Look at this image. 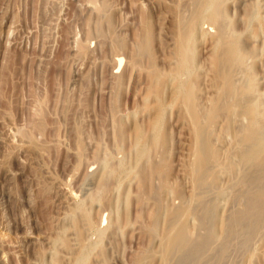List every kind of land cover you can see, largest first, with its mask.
<instances>
[{
	"label": "rangeland",
	"instance_id": "374dc122",
	"mask_svg": "<svg viewBox=\"0 0 264 264\" xmlns=\"http://www.w3.org/2000/svg\"><path fill=\"white\" fill-rule=\"evenodd\" d=\"M190 3L191 0H0V264H75L83 244L91 247L84 264H161L162 242L158 244L165 233L168 209L189 206L194 192L186 166L193 159V128L183 107L175 103L168 107L163 119L164 142L148 156L150 159L137 158L134 135L145 130L147 133L153 117V112L145 109L149 86L145 71L150 62L162 72L172 68L178 14L182 10L181 16L186 12L184 18H191L193 2ZM216 7L227 11L221 25L251 50L242 72L239 68L234 73L236 84L246 82L250 71L246 65L252 66V98L260 102L259 107L262 102L263 108L264 0H218ZM200 25L194 44L198 81L195 92L205 110L216 95L212 93L216 88L211 84L214 71L209 62L211 36L217 25L207 20ZM201 30L207 32V37L200 35ZM147 34L151 51L138 52ZM117 55L126 58L120 68H116ZM133 58L139 64L134 65ZM172 89L171 85L166 87V97ZM221 118L213 122L210 130L215 146L224 153L231 138L221 131L225 125ZM222 135L226 137L219 142ZM155 164H159V175L165 178L157 177L149 186L142 185L145 171ZM117 165L133 171L113 176L111 171ZM223 178L220 187L228 183V178ZM163 183H168L172 191L168 190L174 193L160 194L161 208L168 204L159 221L165 222L158 224L164 230L157 228V235H151L147 226L159 205L151 188H161ZM213 192L216 197L209 195L217 199L218 190ZM225 202L218 200L219 217ZM86 213L100 224V233H88ZM186 218L189 223L195 222L191 229H196L193 233L197 234V221L190 215ZM260 233L252 240V252H233L228 264H264V232ZM153 236L161 239L157 241ZM217 248L218 242L212 249ZM148 251H152L151 257Z\"/></svg>",
	"mask_w": 264,
	"mask_h": 264
},
{
	"label": "bare ground",
	"instance_id": "6f19581e",
	"mask_svg": "<svg viewBox=\"0 0 264 264\" xmlns=\"http://www.w3.org/2000/svg\"><path fill=\"white\" fill-rule=\"evenodd\" d=\"M217 1L218 0H191L190 5L193 2V4L191 5L193 6V13L191 15V18H184L183 14H185L186 12L183 13L182 16H181V13L184 11L181 10L182 12L181 11H180L181 13L179 12L178 18H177L178 25L176 26L177 27V39H176V47L174 51V59H173L174 61L172 60L173 64L172 62H170V64H172L173 66L169 72L168 71L167 73L162 72L161 69L159 70L155 68L152 62H150L149 70L147 71L144 70L148 75V77L146 78H148V81H149L147 82L148 83L147 85H149L147 86L148 87V91L146 94L147 96H146V99L144 98L145 99V109L147 111L153 112V117H152V120L150 119L151 120L150 123L148 122L149 128L147 130V133L145 130V133L140 131L137 137H136V134L134 135V137L136 138L135 148H137V158L139 160L143 158H147L153 151L155 152L157 148H160L159 146H161L162 142H164L163 141L164 137L161 136V132L164 129L163 119L167 112L168 107L174 105L175 103H178L180 106L183 107L184 109L183 112H185L184 113L185 116L191 121L192 128H193L192 133H194L193 138L195 142L194 150H193V159L190 162V165L189 164L186 165L187 168L189 166L188 173L193 180L192 183H194V187L192 188L194 189L192 190L194 192L190 190V195H191V192L193 193V195L191 196L189 206H187L186 204L187 207L184 206L185 200L183 202L184 204L182 205L184 207H180L177 205L178 203L177 204L175 203L178 207L176 206L177 208H174L171 210L170 208L169 209L167 208L168 204L167 205L165 204L167 206L166 208L168 209V213H167L168 217L166 218L167 221H166L164 236L162 238V241H160L158 244L160 245L162 242V248L160 249L161 253L159 252L160 250L159 251L157 250L158 254L160 253L161 264H228L233 259L232 257L233 252L236 255L241 254V252H237V251L246 252L249 250L250 252H252L249 248H250V245L254 241L253 238L258 234L262 235V233H260L261 231L264 232V228H263L264 227V112L261 111L262 102L260 104V107H261L260 108L258 105L260 102L258 103V100H257V103H258L257 104L252 98V93L255 89V86L253 84L252 73L250 72L252 66L247 67L246 65V69L248 68V71L250 70L249 76L246 75L248 77V78L246 77L247 78L246 82H244L243 85L241 84L238 85V83L236 84L234 73L237 72V69L240 68L239 70H241L243 66L245 67V64L247 63L246 62L247 58L252 54H251L250 48L248 47L245 48L244 46H242L243 44L235 40L231 32L228 33L229 29L226 30V28L228 27L225 28L221 25V22L226 20L225 17H226L227 11L222 10L220 8L218 9L217 7L215 8ZM191 6H189L188 4V8ZM189 10L191 11V8L188 9L187 11L189 12ZM203 20H207L209 23H211V25H217L216 33L213 36H211L212 37V52H211L212 57H211V62H209L211 63V66L213 69L211 71H214V77L212 79L213 83L211 84H213L214 88H216V91L213 92L214 91L213 90L212 93H216V95L214 96V98H212L213 99L212 101L211 99L209 100L211 105L207 103L209 105L206 106L205 104V106L208 108L207 109L206 107H204L206 108L205 110L202 108V105H200L199 97L197 95V92H195V89L198 88V84H197L198 81L196 82L195 80V77L197 74L196 73L197 68L195 65L196 50L194 49V44L196 41L195 36L198 34L199 27L202 26L200 24ZM205 34H207L206 31L204 30L200 31V35L207 37ZM149 38H150L149 34H147V36H145V39L142 40L143 45H141V50L138 52L149 53L151 51L149 49V41H150ZM118 46L119 45H117V47ZM118 48L121 49L120 47ZM118 55H117V58H118L117 66L115 65L116 68L117 67L120 68L121 66H123L122 64L126 59L124 56L123 57L125 59L122 58V55L120 57H118ZM137 60H138L137 58H133V60L131 61H133L134 65H136L138 63ZM138 66L139 65H137V67ZM199 66L200 65H198V67ZM141 68L143 69V67ZM122 71L123 70H121L120 72ZM239 74L241 75L240 72ZM239 74L237 73L238 76ZM116 76H117V73H116ZM239 81L240 80H238V82ZM169 85H171V89L173 86V89H172V92L170 91L171 95H169V97H166L165 90H166V87ZM204 87H205V84H204ZM204 97L206 98V96ZM262 109H264V107ZM169 113H171V110ZM219 117H222L225 120V125L221 129V131H223V133L226 136H229V138H231L229 139L231 140L229 142V147L227 144V149L225 150L224 153L219 151L217 147L215 146L216 144L212 138L213 132H211L213 122ZM226 136L224 135H222L221 137L219 136L220 138L218 139V141L222 142ZM225 141H227V139ZM194 142H192V144ZM132 146H134V144ZM133 150L135 149L133 148ZM161 151L163 150H160L159 153H161ZM127 153H129V151ZM161 156H160V159H161ZM151 157L154 158V155ZM164 158L162 159V161L164 160ZM160 159L158 161H160ZM154 161H157V160H154ZM158 165L155 164L151 166L150 169L147 168L143 177L141 176L142 180L140 178L142 185L149 186L154 178L161 177L160 179H162V177H164V176L159 175L161 170L159 168L160 166ZM128 166L131 167V164L129 165L128 163ZM118 168L112 170L111 175L114 176L118 172L123 175H129L133 171V169L129 167L128 169L127 167L125 169L123 168V166L121 167L118 166ZM109 173H108V176H109ZM188 173L186 172V174ZM139 177L140 176L138 175V178ZM222 178L223 180H225V178H228V183H226L227 185L225 184V186L220 187L221 184L222 185L224 184L223 183L224 181L221 183ZM123 179L125 180V178ZM117 180L119 179L117 178ZM159 181L157 183H159ZM165 181L167 182V179ZM116 182L118 183V181ZM107 183L108 182H105L104 184L106 186L107 185L109 186V184ZM112 183L114 182L112 181ZM104 184L102 186H104ZM167 184L163 183L161 188H151L152 194L156 196L157 202L163 196L162 195L161 197H159L161 193L164 194L165 193L164 191L166 192H168L169 190L172 191V188L169 186V188H171L169 189ZM112 187L114 189V186ZM110 189L112 190V188ZM143 189H146V188H143ZM215 189L218 190L217 199H213L214 197H216V196L213 197L214 192L212 193V191H214ZM126 192L127 191H125V193ZM168 193L170 194L171 192L169 191ZM172 193H174V191ZM209 193L212 194L213 198L209 195ZM176 194L178 195V197L181 195L178 193ZM118 195H117V198H119ZM208 195L211 198L207 197ZM207 198L210 200H208ZM219 199H223L226 201L224 204V208L222 209L223 211L222 217H219L220 215L219 213H217V210H218L217 203ZM181 200H183V198ZM125 201L127 202V200H124V203ZM157 202L155 203L156 205H157ZM116 205H118V201ZM153 205L154 204H152V206ZM163 205L164 204H162V206ZM114 207H117V206H114ZM157 207L158 208L157 210L155 209L156 210L155 213L152 216L150 215L151 222H150V225L148 224L147 226L149 227V229L147 228L148 230H146L151 235H154L156 233L157 228H163L162 225H160L161 227L160 226L158 227V224L161 223V222L159 223L160 218H161V211L163 212L162 209L165 207L161 208L160 201ZM163 214L162 216L164 219L165 214L164 215ZM188 215H190V218L193 217L192 219H195V221H197L196 224H198L200 228L197 234H194L196 229L195 230L191 229V226L193 227V224L195 222L191 220L193 224L190 222L191 223L190 225L189 221L186 220L188 218V217L186 218V216ZM116 216L118 217V213L116 214ZM85 218L89 226L88 233L89 231L91 233L101 232L100 226L98 227V225L100 224L98 223L97 225L96 224L97 222L94 223L90 219L88 213L85 214ZM115 220L117 219L115 218ZM163 221L161 224H163ZM115 222H116L115 223L116 226H118L117 221ZM196 224L195 226H197ZM116 228L118 229L119 227H116ZM160 231L162 233V230ZM158 232H159V229H158ZM158 235L160 234L158 233ZM90 237L91 235L89 236V241H90ZM160 237H162V235ZM158 238L159 236L155 240L159 241V239H161V238L159 239ZM152 240H154V238ZM216 242H218V248L217 250L213 251L212 247H213V244H215ZM80 247L81 248L79 252L77 253L75 264H81L85 262L84 259L87 256L89 257L90 255L88 254L89 253L88 250L91 248V247L89 248V245L83 244V245H80ZM158 247H161V246H158ZM254 249L255 247L252 250ZM257 249L258 248H256V252H257ZM150 252H151L150 254H152V251ZM92 253L94 252L92 251ZM257 253L258 255L260 254L259 252ZM146 254H148V257L150 256L149 251ZM250 256H252V254ZM153 257L154 256H152V260H154ZM231 257L232 259H230ZM146 259L151 260L147 257Z\"/></svg>",
	"mask_w": 264,
	"mask_h": 264
}]
</instances>
